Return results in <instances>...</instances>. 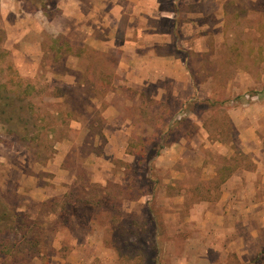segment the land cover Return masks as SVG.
Segmentation results:
<instances>
[{
	"label": "rangeland",
	"instance_id": "rangeland-1",
	"mask_svg": "<svg viewBox=\"0 0 264 264\" xmlns=\"http://www.w3.org/2000/svg\"><path fill=\"white\" fill-rule=\"evenodd\" d=\"M38 1L0 0V81L31 83L35 113L23 133L0 122V202L38 230L36 245L16 241L18 257L0 253V264H264V176L237 144L238 122H255L264 99V0L198 4V43L187 47L190 31L177 39L195 94L185 102L171 82L124 80L119 49L56 35L64 0ZM127 28L122 15L117 35ZM236 170L246 171L238 205L219 203Z\"/></svg>",
	"mask_w": 264,
	"mask_h": 264
},
{
	"label": "crops",
	"instance_id": "crops-1",
	"mask_svg": "<svg viewBox=\"0 0 264 264\" xmlns=\"http://www.w3.org/2000/svg\"><path fill=\"white\" fill-rule=\"evenodd\" d=\"M120 1L90 0V6L87 10L82 8V0H64V4H59L58 1L57 6L61 7L62 12L59 14L61 16L58 15L55 18L56 23L53 21L56 25L54 27L57 30L56 35L57 33L67 34L69 31L70 33L82 32L83 37L80 40V46L84 47L87 44L100 51L119 49L121 53L118 62L119 73L129 84L145 85L155 84L156 82H171L173 91L169 93L170 95L184 102L193 99L195 94L186 67L185 53L180 43H177V39L181 32L188 33L190 31L191 34L186 40H189L188 42L191 45L187 47L194 49V44L196 45L199 41V37H196L195 33L201 27L198 21L200 13L197 6L205 0H183L187 5H191L188 7L193 6L194 9H189L190 11L182 9L181 6H184L182 0H169V7L167 8L162 7L161 0ZM243 1L256 2L258 0ZM257 9L263 11L262 8ZM91 13L96 14L97 17H94V20L87 25L86 20L91 17ZM109 15H111V18H109ZM122 15H127L128 28L121 38L117 33L120 32L119 20ZM157 21H161L162 25L157 24ZM97 29L107 35H104L101 39L96 37L98 34ZM202 29L208 31L210 27L205 25L202 26ZM98 36L101 37L102 35ZM33 44H35L33 48H40L38 41ZM263 77L264 74L262 80ZM178 87H181V90H178ZM165 93L162 87H159L153 97L157 100H163ZM257 98V96L252 95L250 100L257 101ZM256 107L258 113L255 122H253V119L247 121L245 116L242 121L238 122L239 140H237V144L245 154L252 156L257 164V170L264 176V99L260 100ZM113 113H117V110L114 109ZM200 135L203 136L202 131H198L193 139L200 137ZM245 172L236 170L231 173L222 184L221 190L225 195L219 197V203L229 200L230 204L238 205L239 196L236 197L234 194L243 191L241 178ZM239 210H242V208H239Z\"/></svg>",
	"mask_w": 264,
	"mask_h": 264
},
{
	"label": "trees",
	"instance_id": "trees-1",
	"mask_svg": "<svg viewBox=\"0 0 264 264\" xmlns=\"http://www.w3.org/2000/svg\"><path fill=\"white\" fill-rule=\"evenodd\" d=\"M38 3L41 4L40 7L45 9L46 7H54L57 3V0H39ZM12 82H14L13 78H11L8 83L6 81H0V122H2L3 125L8 124L10 126L7 128L9 133H23L26 131L24 128L26 123H29V119L35 117L32 107L33 105H31L29 100H27L33 91V85L29 82L25 83L22 80H17L14 83L15 85L12 86L18 87L19 90H13L11 89L12 87L9 86ZM167 131L168 129H161L158 133L160 136H162L165 135ZM35 136L33 139H35ZM163 147V144H157L153 148L152 156H158L160 150ZM228 176L222 177L221 181H224ZM18 215V212H15L13 208H6L0 202V236H3L5 239H7L8 236L11 235L13 241L11 246H6L5 242H8V240H4L0 243V253L2 255H11V257L17 258V253L21 252L22 250L19 249L18 245L15 243L16 241L18 244L23 242L28 245H36L38 243L37 238L34 236V233H37L38 230L36 232V230L33 229L34 225H32L31 228L27 225L24 227L20 223L17 224ZM2 246H6V248L2 249Z\"/></svg>",
	"mask_w": 264,
	"mask_h": 264
},
{
	"label": "built area",
	"instance_id": "built-area-1",
	"mask_svg": "<svg viewBox=\"0 0 264 264\" xmlns=\"http://www.w3.org/2000/svg\"><path fill=\"white\" fill-rule=\"evenodd\" d=\"M245 97H246L247 99H251V96L246 95Z\"/></svg>",
	"mask_w": 264,
	"mask_h": 264
}]
</instances>
